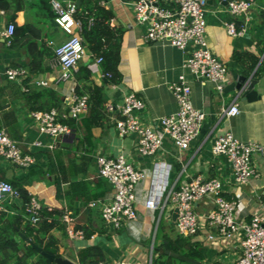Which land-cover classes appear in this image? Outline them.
<instances>
[{
  "label": "crops",
  "instance_id": "obj_1",
  "mask_svg": "<svg viewBox=\"0 0 264 264\" xmlns=\"http://www.w3.org/2000/svg\"><path fill=\"white\" fill-rule=\"evenodd\" d=\"M160 1L167 3L168 0ZM228 1H209L206 13L208 46L228 67V82L224 91L220 92L214 82L196 78L185 67L184 51L168 41L145 40L146 29L136 21L133 0H98L101 6L113 9L115 16L110 23L122 30L119 38L121 81L117 84L108 83L100 64L97 63L98 58L92 60L90 54L86 53L81 60L92 69L93 76L89 84L104 86L108 114L104 125L92 130L90 142H93V147L90 152L89 141H83L85 133L81 126L76 130L71 128L70 133L63 134L56 140L41 133L32 118L34 111L28 109L25 101V95L32 90L52 89L61 100L59 106L52 108L60 111L69 109L70 96L73 93L78 94L76 73L79 65L72 79L61 80L62 69L54 63V49L67 41L70 35L57 25L55 18L48 19L41 9L29 7L18 12L16 23H35L42 29L45 42L54 53V57H44L47 70L36 75L30 74L28 70L31 58L25 45L8 46L0 37V127L5 128L9 135L19 142L25 153L35 158L34 164L21 167L0 153V180H19L20 185L27 189L42 207H56L63 211L68 209L75 216L77 226L86 227L91 231L90 238L71 240L69 236L54 230L53 234L60 242L61 253L64 249L63 242L71 243L76 256L81 248L96 245L102 250L106 261L126 259L132 264H147L151 247L154 246L155 254V247L162 242L165 234L179 236L175 229L174 206L168 204L163 210L149 209L146 207L148 198L160 195L165 186L167 189L180 187L197 177H217L222 180L223 195L238 203L236 217L239 221L249 220L254 213L264 211V155L253 156L258 176L245 185H239L235 181L233 167L227 157L213 152L215 139L226 132L244 142L255 141L264 144V0H254L255 4L248 14L237 17L230 12ZM95 3L93 0L91 6ZM78 5V16L84 20L87 11L79 3ZM227 22H235L242 33L230 35L226 28ZM10 23L5 16L0 22L2 26ZM243 28L244 30H241ZM254 60L257 64L251 68ZM11 67H23L27 69L28 74L11 81L5 74ZM181 77L192 88L195 107L206 114L202 129L188 149L179 150L170 140L165 139L157 153L144 155L139 150L136 133L121 136L116 128L115 121L120 117L124 95L135 92L145 102V107L136 111L135 116L144 124L158 128V119L174 113L178 108L170 85ZM241 77H246L247 83H256V92L250 97L245 96L235 86ZM38 81H46L47 84L39 85ZM234 102L239 105V113L230 117L223 116L222 110ZM109 106L112 108L109 109ZM68 120L70 119L64 121L67 123ZM36 142L41 144L36 145ZM121 153H124L137 169L143 171L146 177L136 188L137 218L123 229L116 230L104 222L98 208H91L89 211L79 200L74 205L78 212L71 210L67 200L58 196V184L52 169H58V172L59 166L68 163L72 157L87 155L90 158L88 174L74 179L85 178L91 182L100 177L98 155L116 157ZM108 184L111 186L109 182ZM61 186L67 187L65 182H62ZM112 195L111 186L110 192L100 199L108 200ZM28 204H25L21 197L8 198L4 204L7 209L5 212L15 214L25 210L28 213ZM195 207L199 214L205 216L213 208L212 199L199 201ZM209 232L216 231L204 225L197 237L191 239L199 243L205 254V260L201 262L235 264V256L240 252L238 241H207ZM97 240L98 243H95Z\"/></svg>",
  "mask_w": 264,
  "mask_h": 264
},
{
  "label": "built area",
  "instance_id": "obj_2",
  "mask_svg": "<svg viewBox=\"0 0 264 264\" xmlns=\"http://www.w3.org/2000/svg\"><path fill=\"white\" fill-rule=\"evenodd\" d=\"M213 0H133L135 18L138 24L145 26L147 42L168 41L186 53L184 65L198 79L215 83L217 90L224 91L228 82V67L211 51L206 40L207 7ZM228 1V0H227ZM229 10L235 16L247 15L254 6V0H229ZM57 25L68 35L69 39L55 47V65L62 69L61 80L68 81L78 70L80 61L86 56L83 31L85 22L78 16V0H51ZM264 12V7H263ZM4 11L1 10V14ZM93 18L88 20V27ZM230 35L236 36L238 30L235 22L226 23ZM15 25L0 24V37L8 46L12 45ZM241 30H244L241 29ZM53 43V42H51ZM102 58L97 59L100 64ZM9 80L27 76L23 67H11L6 70ZM46 85V81H38ZM249 84V83H248ZM171 90L176 98L177 110L158 119V128L144 124L135 112L145 107V102L135 92L124 95L120 107V117L116 119V128L121 136L132 133L138 135L139 150L144 155L157 153L165 139L170 140L179 150L188 149L191 142L200 133L206 114L195 107L192 101V88L181 77L173 82ZM90 103L88 94L73 93L67 111L52 108L32 112V118L38 124L41 133L50 135L56 140L63 134L71 132V127L64 120L77 119L87 115ZM112 107L109 106V109ZM237 102L222 110L223 116H234L239 113ZM40 145L41 142H36ZM54 147V145H50ZM216 155H224L233 167L235 181L245 185L258 176L253 163L255 154L264 155V144L244 142L232 133L219 135L213 144ZM0 153L17 166L28 167L35 163V158L25 153L19 142L13 139L5 128L0 127ZM99 176L104 177L112 186V197L95 199L89 202L91 208L100 210L104 222L116 230L123 229L137 218V185L146 177L137 169L124 153L116 157L103 154L97 156ZM20 191L12 183L0 180V211H6L5 201L8 198H20ZM206 198L212 199L213 208L202 216L196 210V203ZM168 204L177 209L175 229L183 238L194 240L204 225L215 229L207 234V241H234L240 245V252L235 264H264V211L254 213L249 220L239 221L236 217L238 203L223 195V182L214 177L204 179L197 177L180 187L166 186L160 195L150 196L146 202L149 209L163 210ZM27 217L36 223L43 209L35 197L28 204ZM62 221L66 224L71 240L85 239V231L78 229L75 216L68 209L63 211ZM154 246L150 249L147 264H154ZM98 264H132L126 259L116 261L101 260ZM210 264H221L213 261Z\"/></svg>",
  "mask_w": 264,
  "mask_h": 264
},
{
  "label": "trees",
  "instance_id": "obj_3",
  "mask_svg": "<svg viewBox=\"0 0 264 264\" xmlns=\"http://www.w3.org/2000/svg\"><path fill=\"white\" fill-rule=\"evenodd\" d=\"M92 1L78 0V3L87 11L84 15L87 19L84 18L85 28L83 31L86 52L90 54L92 60L102 58L100 66L105 80L108 83L117 84L121 81L119 38L122 35V30L113 27L110 23L115 16L112 8L107 9L101 6L98 0H95V5L91 6ZM29 7L41 9L48 19L55 18L51 0H0V22L5 16L8 23H14L15 30L11 46L25 45L31 58L28 70L30 74L36 75L47 70L48 67L44 66V57H54V53L50 50V45L45 42L42 29L35 23L27 22L24 25L16 23L18 12ZM1 10L4 11V14H1ZM88 17L93 18V24L90 28L88 27ZM254 62L251 68L257 64L256 60ZM92 76L91 67L80 61L79 70L76 73V92L89 95L90 108L87 115L80 120L70 119L67 121L73 130L79 126L83 128L85 133L83 141H89V152L93 147V142H90L93 128L103 126L108 120L104 86L89 84L92 81ZM25 101L31 111L50 110L61 103L57 93L52 89L32 90L25 95ZM89 165L90 158L87 155H82L72 157L66 164L62 163L58 172V169L52 167L58 184V196L65 198L74 212H78V208L76 209L74 206L76 201H82L83 206L90 211L89 202L103 198L111 189L107 179L102 176L91 182L85 178L74 179L78 176L87 175ZM62 182H65L67 187L63 188ZM10 183L19 189L24 203H30L31 195L27 189L20 185L19 180ZM27 214L25 210L15 214L0 211V264H58L37 251L24 237H28L56 258L63 257L60 252L59 239L53 234L54 230H58L64 236H68L66 224L62 221L63 209L43 207L36 223H33ZM77 228L84 229L86 238L92 236L91 231L86 227L79 225ZM155 250L158 255L157 260L154 259V264H174V261L189 264L167 255L166 251L179 253L199 261L205 260V254L199 243L193 242L191 238L173 237L165 234L162 242L155 247ZM76 258L78 264H98L99 261L104 260V254L100 248L92 245L81 248Z\"/></svg>",
  "mask_w": 264,
  "mask_h": 264
},
{
  "label": "water",
  "instance_id": "obj_4",
  "mask_svg": "<svg viewBox=\"0 0 264 264\" xmlns=\"http://www.w3.org/2000/svg\"><path fill=\"white\" fill-rule=\"evenodd\" d=\"M255 82H251V83H247V78L246 77H241L239 82L236 83V88L241 91L245 96L250 97L251 94L255 93ZM177 217V209H175V213H174V219L176 220ZM26 238L29 243L35 248L37 249V251L41 252L43 255H45L46 257H48L51 261H56L58 264H77L76 262L72 261V260H68V259H64L63 257H58L56 258L54 255L44 251L41 247H39L38 245H36L31 239H29L28 237H24ZM167 255L172 256L176 259H179L181 261H184L186 263L189 264H204L203 262L190 258L188 256L179 254V253H175V252H170V251H166Z\"/></svg>",
  "mask_w": 264,
  "mask_h": 264
},
{
  "label": "rangeland",
  "instance_id": "obj_5",
  "mask_svg": "<svg viewBox=\"0 0 264 264\" xmlns=\"http://www.w3.org/2000/svg\"><path fill=\"white\" fill-rule=\"evenodd\" d=\"M95 243H98V240L95 242ZM76 244H77V242H76ZM78 245V244H77ZM62 246H63V253H61L62 255H63V258L64 259H68V260H72V261H76L77 260V256H76V254L74 253L75 251H74V248H73V246L71 245V243H65V242H63V244H62ZM157 255H158V253H157V251L155 252V261L157 260L156 259V257H157ZM231 257V256H230ZM235 258H236V260H237V258H238V255H236L235 256ZM174 264H183V263H181V262H179V261H174Z\"/></svg>",
  "mask_w": 264,
  "mask_h": 264
}]
</instances>
